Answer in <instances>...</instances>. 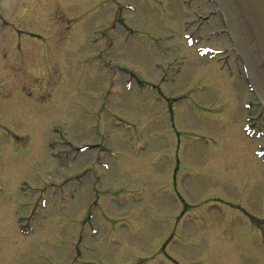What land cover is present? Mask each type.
<instances>
[{"label":"rangeland","instance_id":"1","mask_svg":"<svg viewBox=\"0 0 264 264\" xmlns=\"http://www.w3.org/2000/svg\"><path fill=\"white\" fill-rule=\"evenodd\" d=\"M12 1L30 96L0 113V264H264V107L196 22L214 7Z\"/></svg>","mask_w":264,"mask_h":264},{"label":"water","instance_id":"2","mask_svg":"<svg viewBox=\"0 0 264 264\" xmlns=\"http://www.w3.org/2000/svg\"><path fill=\"white\" fill-rule=\"evenodd\" d=\"M247 78L264 103V0H218Z\"/></svg>","mask_w":264,"mask_h":264},{"label":"flooded vegetation","instance_id":"3","mask_svg":"<svg viewBox=\"0 0 264 264\" xmlns=\"http://www.w3.org/2000/svg\"><path fill=\"white\" fill-rule=\"evenodd\" d=\"M12 2L16 3L17 0H13ZM1 5H4V8H2ZM5 7L6 5L4 3L0 4V70H3V72L5 71L8 74V76H11V78H13L14 84L11 86L10 89H8L6 95L4 93L3 96H0V113L2 114H7L6 111L9 112L13 111L14 113L16 108L15 106L22 107L19 97L23 95L20 94V92H22L23 94H25L26 92L25 94L26 97L30 96V94H28V92L24 90L23 83L20 85V87L17 86L19 85L17 83V79L19 78L23 80L22 75L24 73L20 75L23 70L25 69L27 71L31 70L28 69L31 68V66L26 65V60L28 55L27 46H22L20 41V36L22 35V32H19L18 29L15 26H12L1 14L2 10L3 11L5 10ZM33 47L36 48L37 46H33ZM30 60H32V58H30ZM9 93L13 95L14 99L12 100V102L14 106L9 105V102H11L8 101L10 99V97L8 96ZM21 98L24 99L23 97ZM28 109L31 110L32 113L37 112L36 108L30 107ZM0 127L3 128L0 129V139H1L0 148H2L0 152L1 154L3 153L5 154L4 148L9 143V139L13 136L11 132L4 130L7 129L5 126H2L0 124ZM1 137H6V138L2 140ZM12 149L13 150L9 152V154L7 153L8 155H15L19 152L21 154L23 152L22 149L17 150L16 152L15 151L16 145H13ZM87 252H88L87 248L82 249L81 252L78 250V248H75L74 254L70 258L68 264H89V262L85 259Z\"/></svg>","mask_w":264,"mask_h":264}]
</instances>
